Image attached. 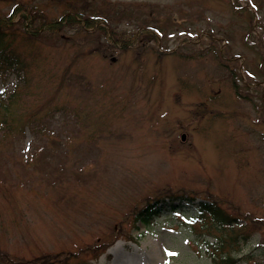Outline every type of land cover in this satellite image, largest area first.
I'll return each instance as SVG.
<instances>
[{"label":"rangeland","instance_id":"rangeland-1","mask_svg":"<svg viewBox=\"0 0 264 264\" xmlns=\"http://www.w3.org/2000/svg\"><path fill=\"white\" fill-rule=\"evenodd\" d=\"M110 1L146 4L161 32L146 37L125 22L116 56L85 55L78 82L70 73L59 92L44 83L13 105L27 118L53 96L68 111L42 105L48 130L35 136L0 131V249L53 264H215L213 255L228 253L247 264L264 253V0ZM13 6L0 0V13ZM216 47L231 58L239 96ZM17 80L0 75V97ZM157 199L166 211L149 225L137 220ZM202 203L250 223L249 242H234L250 235L243 228L219 247L230 225L201 215Z\"/></svg>","mask_w":264,"mask_h":264},{"label":"trees","instance_id":"trees-1","mask_svg":"<svg viewBox=\"0 0 264 264\" xmlns=\"http://www.w3.org/2000/svg\"><path fill=\"white\" fill-rule=\"evenodd\" d=\"M11 1L14 4L12 11L7 14L0 13V75L15 73L16 78H18L16 86L12 90L1 92L0 97V131L5 133L3 137H8V140L12 139L13 133L22 134L26 132L27 127L34 136L37 130L40 131L39 127H43L47 120L42 119L48 117V115L40 116L42 105L48 109L49 114L66 113L68 111L66 105L57 103L52 96L51 99L34 108L39 109L36 113L27 115L28 117L24 118V115L19 116L13 108L16 102L21 103V96L27 95L29 98L35 95L34 93L37 90L44 89V83L47 84L48 89L52 88V91L57 93L64 86V81L68 80L67 76L70 73V78L77 81L72 76L76 73L74 67L85 55H101L104 59L116 56V51L122 49V46L119 47L117 44L121 42L118 34L119 28L124 25L123 23L126 22L135 29L142 27L158 29V24H160V19L150 17L148 6L144 3L131 4L118 9L117 2L114 3L110 0ZM50 6L63 7L62 17L52 18L48 13ZM20 12H22L24 19L17 21L16 16ZM102 23L107 24L109 29ZM27 26L30 30L26 28ZM95 26L97 27L94 31L90 32L88 30ZM41 28L45 29L40 33ZM67 29L72 30L70 35L66 33ZM159 29L161 28L159 27ZM142 33L146 37H155L151 32ZM107 38L111 42L104 41ZM122 43L124 44L123 47H126V44ZM152 48L156 50V48ZM156 52L163 55V53ZM199 55H204V53ZM212 57L217 61L220 69L229 71V85L239 96L241 89H239L235 68L227 62V58H224L218 48L213 51ZM79 77H81L80 74ZM58 81V85L54 84ZM81 81L82 79L79 80V82ZM22 121L23 124L20 126L19 124ZM17 126H20V130L13 132V129ZM42 129L48 130L46 127ZM202 204L201 215H208L220 228L230 225L227 226L226 237L220 238L221 244H219V247L228 243L230 237L241 235L243 233L241 229L243 228L249 230L250 235L245 239L234 240V242H249L253 236L249 222L247 227H245L246 220L234 224L236 219L231 218L219 205ZM165 210L166 208L159 205L157 199L149 207L146 206L138 212L137 220L149 225ZM255 225H259V223H255ZM113 238H116V235ZM106 242L103 241L96 245L101 246L105 243L101 249L93 252L94 258H98L97 255L104 249ZM71 257L72 254L68 253L63 261L67 262L68 258L71 259ZM213 260L215 264H237L242 258L236 259L233 254L228 253L227 255H213ZM244 260L247 264H251L252 260H256V264H264V253L258 256L248 255ZM0 264H53V262L47 255L26 261L11 256L0 249Z\"/></svg>","mask_w":264,"mask_h":264},{"label":"water","instance_id":"water-1","mask_svg":"<svg viewBox=\"0 0 264 264\" xmlns=\"http://www.w3.org/2000/svg\"><path fill=\"white\" fill-rule=\"evenodd\" d=\"M183 139H185V135H183Z\"/></svg>","mask_w":264,"mask_h":264}]
</instances>
